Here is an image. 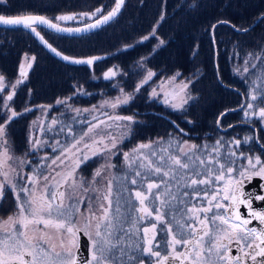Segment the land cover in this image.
I'll use <instances>...</instances> for the list:
<instances>
[{"label": "snow or ice", "instance_id": "obj_1", "mask_svg": "<svg viewBox=\"0 0 264 264\" xmlns=\"http://www.w3.org/2000/svg\"><path fill=\"white\" fill-rule=\"evenodd\" d=\"M0 3H7V0H0ZM123 3L124 0H116L115 7L111 11L87 27L94 28L111 20ZM102 11L103 9L97 8L93 13L81 15L90 17ZM73 19H77L76 14L55 18L56 21ZM0 24L23 26L37 36H40L37 25H45L57 32L81 31V29L62 28L51 19L33 14L16 16L0 14ZM215 27L213 25V28ZM40 38L43 40L42 36ZM52 51L56 52V49L53 48ZM56 54L61 55L58 52ZM63 59L70 58L63 56ZM96 59L99 57L77 59L72 62L92 65ZM115 74L109 69L104 73V77L109 79ZM25 75L22 70L21 76ZM151 75L152 73H149V77ZM2 82L3 77H0V83ZM249 95L250 101L240 106L244 111L245 119L255 115L264 123V106L253 103L257 101L255 92ZM12 99L13 95L9 94L7 100ZM260 104H264V98L260 100ZM112 106L116 107L115 104ZM5 107L7 108L8 105L5 104ZM173 107L180 106L173 105ZM17 115H19L17 112L10 110V114L5 113L4 123H0V148H4V152L0 155L7 154L8 150L5 147L7 124ZM115 119L131 121L132 117L116 116ZM55 123L54 120L53 124ZM90 131H92L91 127ZM252 139L253 137L248 136L243 141L233 138L231 141L223 142L218 139L211 150L204 145L203 154L200 145H189L186 141L175 142L176 153L169 152L172 141L168 142L167 147L163 142L137 145L131 152L124 153V163L126 168L134 173L130 179L131 184H138L136 177H139L142 190L135 191V199L139 207L131 204L130 200L126 201L128 207L125 213H121L122 193L113 192V181L128 180V174L125 173L119 178L113 174L107 179L105 190L101 191L96 186L99 183L97 177L101 180L105 179L103 175L105 166L96 170L91 181L77 175L80 164L89 159L83 154L76 157L73 166H65L67 171L63 168L61 171H56L53 168L55 175L49 176L43 175L37 169L32 175L21 177L23 184L0 182V201H3L5 191L9 188L16 201V211L8 217L12 227L0 228V264H147L144 257L151 258V264H248L249 261L251 264H264V227H249L253 220L264 225V210H255L252 206L253 199L264 201V195L245 193L243 190L245 180L250 182L254 177L264 180V159L260 155H247L244 152L237 153L235 150L240 148L242 143L247 144ZM79 143L80 141L77 140L75 144L64 148L61 155L70 152ZM223 143L235 145V149H228L225 157L220 156V147ZM33 144L38 146L40 141H33ZM237 156L243 157L247 161L246 165L242 164L239 168H234L236 161L233 157ZM153 157L157 159L154 160ZM65 158L70 159V157ZM58 160L61 165L64 164L60 156L52 159L51 164L59 168ZM20 163L23 165L28 161L21 160ZM194 164L197 167L199 165L204 167L197 171V168L193 167ZM2 166L0 163V168ZM107 167H115V165H107ZM0 175L7 176L3 172H0ZM154 176L159 179H153ZM226 176L227 180H225ZM41 177L46 183L43 194L37 197L36 188ZM56 177L60 179L57 180ZM50 180L54 183H48ZM219 181H224V184L217 190L215 186ZM261 187L264 188V185ZM78 191L83 194L90 191L99 193L96 197L99 201L98 211H90L91 218H86L83 228L78 226L76 220L80 205L84 202L83 196H77ZM21 193L24 195L21 196ZM201 198L206 203L199 205L193 203L194 200ZM156 201H159L158 206ZM223 201L229 203L225 204ZM88 202L90 208L94 206L91 197H88ZM240 205H246L249 213L247 218L240 213ZM133 212L138 215L133 216ZM92 220L96 221L94 235L88 232ZM143 221L148 222L147 226L139 227L138 225ZM40 224L44 225V229L52 227L56 230L62 251H55L54 245L50 248L43 246L48 239L45 230L37 229L40 232L39 237L35 233L30 234V226ZM17 225L19 227H16ZM80 231H84L91 241L89 260H81L78 255L76 237ZM159 233L164 234L160 240L157 239ZM65 236L69 237L67 241L64 239ZM233 248L236 250V255H232ZM124 257L127 259L125 260Z\"/></svg>", "mask_w": 264, "mask_h": 264}, {"label": "trees", "instance_id": "obj_2", "mask_svg": "<svg viewBox=\"0 0 264 264\" xmlns=\"http://www.w3.org/2000/svg\"><path fill=\"white\" fill-rule=\"evenodd\" d=\"M102 1L7 0V4L0 7V14L32 13L56 21L55 18L63 13L90 10ZM263 14L264 0H126L113 21L88 34L62 35L39 26L40 36L58 52L75 58L99 57L92 65L63 60L47 49L30 29L0 26V71L13 80L20 72L23 54L35 55L27 82L17 93L14 103L17 110L24 108L27 101L30 110H35L38 104L51 103L73 93L76 87L82 89L78 101L82 104L94 102L102 92L111 94L115 91L111 85L113 78L104 77L109 69L128 73V77L121 78V81L127 90H131L136 81L129 72L144 56H149L148 66L157 71L158 76L175 71L187 76L199 71L200 75L192 85L199 97L184 114L149 101L146 89L142 92L144 86L134 100L122 108V112L140 117L130 140L133 143L154 136L168 137L171 130L183 135L186 132V137L191 134L200 137L208 132H223L217 125L218 118L226 110L238 107L244 92L239 88V79L231 72L229 49L233 42H237L241 50L262 46L264 17L246 32H239L234 27L248 28ZM213 25H216L218 68ZM159 39L163 45L155 50ZM218 73L223 83L242 93L223 86ZM18 114L9 123L8 136L14 150L23 152L26 150L27 124L33 111L29 115L25 112ZM241 114L240 109L226 113L221 126L222 123H227V127L237 123L227 132L240 128ZM4 121L0 112V123ZM260 139L264 141L262 135ZM253 144L257 146L255 138ZM10 198L8 193L5 199L8 214L13 209Z\"/></svg>", "mask_w": 264, "mask_h": 264}, {"label": "rangeland", "instance_id": "obj_3", "mask_svg": "<svg viewBox=\"0 0 264 264\" xmlns=\"http://www.w3.org/2000/svg\"><path fill=\"white\" fill-rule=\"evenodd\" d=\"M115 3L116 0H103L90 10L61 14H76L77 19L56 22L69 26L86 24L107 14L114 7ZM6 4L7 3H0V7H3ZM97 8H101L103 11L90 17L81 15L84 13H93ZM36 27L37 31H39V26ZM162 45L163 41L162 39H159L154 49L156 50ZM243 49L244 50L240 49L237 42L231 43L228 55L229 66L233 75L239 79V88L244 92L247 100L250 101L249 93L255 92L258 101L259 99L261 100L264 98V55H262V53H264V44L259 46V48L251 50H247L244 47ZM148 57L149 56H144L140 58L130 70L129 73H132L136 81L134 88L131 90H127L121 81V78L125 80L128 77V73H124L120 69H114L113 71L116 74L111 77L113 78V83H111V85L115 87L113 93L107 94L106 92H102L96 101L82 104L77 100L78 95H80L79 92L82 89L76 87L73 93L59 97L51 103L38 104L35 107V110H30L31 106L28 103L29 101H27L26 106L21 110H17L14 105L20 87L27 82L28 73L31 68L29 67V64L32 66L35 55L28 52L23 54L20 63V72L13 80L8 79L0 71V77H3V82L0 83V112L4 118L6 119V112H9L10 114V110L17 113L25 112L26 114L28 113V115L33 111L32 117L27 124V142L25 151L17 152L14 150V146L8 136L9 123L7 124V144L5 147L8 151L6 155H0V163L3 165L2 168H0V172L6 173L7 176L0 175V182L23 184L24 181L21 177L32 175L37 169L41 171L43 175L49 176L55 175L53 168H55L56 171H61L62 168L64 171H67L65 166H73L76 163V157H80L83 154L88 156L89 159L80 164V167L77 169V175L84 177L87 181H91L96 170L105 166L106 170L103 173L105 179L101 180V178L97 177L99 183L96 186L100 188L101 191L105 190L107 179H110L113 174L118 178L123 177L125 173L128 174V180L117 179L113 181V192L122 193L121 213H125V209L128 207L125 203L126 201L130 200L131 204H135L139 207V203L135 199V191L142 190L139 184L140 178L136 177L138 184H131L130 179L134 173L127 169L124 163V153L131 152V150L137 145L151 142H163L164 146L167 147L168 142L172 141V147L169 148V152L176 153L177 147L175 142L186 141L189 145H200L202 148L201 154H203V146L207 145L208 150H211L212 146L215 145L218 139L223 142L231 141L233 138L243 141L246 136L253 137L254 139L253 131L245 126H241L231 132L214 131L208 132L200 137L197 136V134H191L189 137H186L188 136L186 132L183 135L180 131L171 130L168 137L154 136L144 141H138L136 143L130 142L134 135L136 125L140 123V117L136 114L123 113L122 108L134 100L143 86L142 92L146 89L149 101H155L166 109L181 114L187 112L191 104L197 101L199 97L198 94H195L192 90L193 83L200 75L199 71L187 76H183L180 71H175L170 75L158 76V72L148 66ZM245 61H247V64H245ZM245 68H247V71H245ZM22 70L26 73L23 77L21 76ZM149 73H152L150 77ZM17 81L20 82L17 83ZM13 85H15V87H13ZM9 94L13 95L11 101L7 100ZM125 100L127 102H124ZM58 101L61 103H58ZM253 103H256V101ZM5 104L8 105L7 108L5 107ZM113 104H115L116 107H113ZM241 104L242 98L238 106ZM256 104L264 106V104H260V101ZM173 105H179L180 107H173ZM242 113H244V111ZM116 116L132 117V120H116ZM243 116L244 115L241 114L240 118L243 119ZM54 120L56 121L55 124H53ZM251 120L252 118L250 117L249 121ZM177 124L175 123L176 126ZM90 127L92 128V131L89 132ZM221 127L226 128L227 123H222ZM262 137L264 139L263 134ZM253 139L247 144L242 143L241 147L238 149H235V145L223 143V146L220 147V156L225 157L229 148L235 149L237 153H245L248 151L245 147H255L257 149L253 144ZM77 140H79L80 143L76 145V148H72L70 152L65 153V155L62 156L61 153L63 149L75 144ZM33 141H40V144L34 146ZM113 143H115V147H113ZM85 145H88V147H85ZM3 152L4 148H0V153ZM57 156H60L61 160L64 161V164L62 165L60 164V160L57 161V164L60 165L59 168L56 167V165L51 164L52 159ZM65 157H70V159H66ZM205 158L207 159V157ZM153 159L156 160L157 157H153ZM233 159L236 161L233 165L234 168H239L243 163L245 165L247 163L243 157L237 156L233 157ZM21 160H26L28 163L21 165ZM107 165H115V167H107ZM193 167H196L197 171H200L204 166L199 165L197 167V165L194 164ZM233 175H236L235 172ZM152 178L159 179V177L155 176ZM56 179L58 180L60 177H56ZM225 180H227V176L225 177ZM45 183L46 182L41 177L36 188L37 197H40L43 194ZM48 183H54V181L50 180ZM223 184L224 181H219L215 187L219 190ZM29 187H31V185H29ZM8 193L12 197L10 199L13 209L9 214L4 209L5 212L3 214L0 213V228L3 229H10L12 227V222L9 221L8 217L16 211V201L10 188L5 191L4 195L7 197ZM23 195L24 194L21 193V196ZM97 195H99V193L92 191L87 194H83L79 191L77 192V196H83L84 200L80 205V211L76 216L80 228L84 227L86 218H91L90 211H98L99 201L96 200ZM88 197H91L93 200L94 206L91 208L88 202ZM113 199H115V197H113ZM194 202L195 200L193 203ZM65 203H68V201H65ZM158 205L159 201H156V206ZM132 215L136 216L138 213L133 212ZM95 223L96 221L92 220L91 227L88 229V232H91L93 235ZM147 223V221H143L138 226H147ZM16 227L19 226L17 225ZM125 228H127V225H125ZM37 229H43L48 233L47 243L43 244L45 248H50L54 245L55 251H62L59 235L54 228L48 227L47 229H44L43 224L30 226V234L35 233V235L39 237L40 232ZM161 234L162 236L164 235L163 233H159L158 235L160 236ZM64 239L67 241L69 237L65 236ZM76 240L77 244H79V233L77 234ZM73 250L76 251V249ZM117 255L119 256V254ZM145 258L147 257H144V259ZM124 259L126 260L127 257H124Z\"/></svg>", "mask_w": 264, "mask_h": 264}, {"label": "water", "instance_id": "obj_4", "mask_svg": "<svg viewBox=\"0 0 264 264\" xmlns=\"http://www.w3.org/2000/svg\"><path fill=\"white\" fill-rule=\"evenodd\" d=\"M125 1L126 0H124V3H123V5L121 6V8H120V10L117 12V14L111 19V20H109V21H107L106 23H102V24H100L99 26H97V27H94V28H88L87 26L88 25H91V24H94L95 22H96V20L97 19H100L101 17H99V18H96V19H94L93 21H91V22H88V23H86V24H82V25H78V26H69V25H65V24H61V23H58V22H56V21H54L53 20V22H56V23H58L62 28H66V29H81V31H61V32H57V31H55L54 29H51V28H48L47 26H45V25H37V26H42V27H44V28H46V29H48V30H51V31H53V32H56V33H58V34H62V35H83V34H88V33H91V32H93V31H95V30H98V29H100V28H102V27H104L105 25H107V24H109L111 21H113L119 14H120V12L122 11V9H123V7H124V4H125ZM114 7H115V5H114ZM113 7V8H114ZM112 8V9H113ZM111 9V10H112ZM110 10V11H111ZM33 15H35V14H33ZM106 15V14H105ZM39 16H42V15H39ZM45 17V16H44ZM264 17V14L263 15H261L259 18H257V20L252 24V25H250L248 28H245V29H247V31L248 30H250L251 28H253L262 18ZM47 18V17H46ZM48 19H50V18H48ZM52 20V19H51ZM224 23H228L229 24V22H224ZM219 24V23H218ZM217 25V24H216ZM215 25V26H216ZM0 26H6V27H16V26H8V25H2V24H0ZM23 27V26H22ZM235 28V30H237V31H239V32H246V31H243L244 29H239V28H236V27H234ZM214 30H215V28H212V37H213V42H214V45H215V63H216V66H217V68H218V63H217V56H218V51H217V46H216V41H215V35H214ZM35 34V33H34ZM36 35V34H35ZM37 36V35H36ZM38 37V39L45 45V47L47 48V49H49L51 52H53L52 51V49H53V47L50 45V44H48L44 39L42 40L41 38H40V36H37ZM49 45L51 46V47H49ZM58 51L56 50V52H53L55 55H57L56 53H57ZM58 53H60V52H58ZM61 55H57L58 57H60V58H62L63 59V56H66V55H64V54H62V53H60ZM70 59L69 60H65V59H63V60H65V61H67V62H70V63H73L72 61L73 60H77V59H88V58H75V57H70V56H68ZM218 80L221 82V84L223 85V86H226V87H229V88H232V89H235V90H238L240 93H241V90H239L238 88H236V87H233V86H229V85H226L225 83H223L222 82V79H221V77H220V75H219V73H218ZM243 103H245V97L243 96V102H242V104ZM241 106V105H240ZM240 106H238V107H236V108H232V109H229V110H226L225 112H223L222 114H226V113H228V112H230V111H236V110H238V109H241V107ZM222 114L220 115V117L218 118V121H219V123H217V125H218V127L222 130V131H227V130H229V129H231L232 127H234L235 125H237V123H235V124H232V125H229L228 127H226V128H223V127H221V119H222V117L224 116H222ZM256 141L260 144V141H259V139H258V135L256 134ZM90 244H91V242H90V239H89V237H88V235L84 232V231H80L79 232V244H78V255H79V258L81 259V260H89L90 259Z\"/></svg>", "mask_w": 264, "mask_h": 264}, {"label": "flooded vegetation", "instance_id": "obj_5", "mask_svg": "<svg viewBox=\"0 0 264 264\" xmlns=\"http://www.w3.org/2000/svg\"><path fill=\"white\" fill-rule=\"evenodd\" d=\"M242 93V92H241ZM243 96L245 97V102L248 101L247 97L245 96L244 93H242V102H243ZM260 99L257 102H259ZM242 112L243 110L240 109ZM244 115V113H242ZM252 120L249 121L248 119H245V117L243 116V119L240 120V124L242 126H245L247 128H249V130H252L254 133V138L256 141V134L258 135V139L260 141V144L256 141L257 143V149L255 147H245V149L247 148L248 151H246L245 153L249 154V155H260L262 159H264V147H262V145H264V141H262L260 139V135H264V123H262L260 121V119L258 118V116H251ZM244 164V163H243ZM234 174V173H233ZM236 174V173H235ZM261 185H264V180H261L259 177H254L250 182L245 180L243 182V190L245 193H253L256 195H264V188L261 187ZM5 198L3 199V201H0V213H4L5 210V199H6V195H4ZM243 198V197H242ZM197 205H199L200 203H206V201H203V199H196L195 202ZM223 203L228 204V201H223ZM252 206L253 209L255 210H264V201H260V200H252ZM5 211H4V210ZM240 213L247 218L249 213H248V209L246 207V205H240V209H239ZM4 219V218H2ZM249 227H257V228H261L264 227V225H260L258 221L253 220L252 224L249 225ZM159 237V238H158ZM160 237H162V234L159 236H157V239L160 240ZM90 249H91V244H90ZM91 254V253H90ZM236 250L235 248H233L232 250V255H236ZM147 264H151V258H145ZM248 264H251V262L249 261Z\"/></svg>", "mask_w": 264, "mask_h": 264}]
</instances>
